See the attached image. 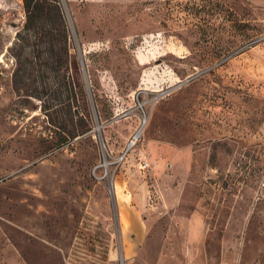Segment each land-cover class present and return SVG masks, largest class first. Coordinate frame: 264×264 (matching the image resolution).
<instances>
[{
	"label": "rangeland",
	"instance_id": "rangeland-1",
	"mask_svg": "<svg viewBox=\"0 0 264 264\" xmlns=\"http://www.w3.org/2000/svg\"><path fill=\"white\" fill-rule=\"evenodd\" d=\"M60 2L0 0V264H264V0Z\"/></svg>",
	"mask_w": 264,
	"mask_h": 264
},
{
	"label": "trees",
	"instance_id": "trees-1",
	"mask_svg": "<svg viewBox=\"0 0 264 264\" xmlns=\"http://www.w3.org/2000/svg\"><path fill=\"white\" fill-rule=\"evenodd\" d=\"M23 7L24 31L50 36L53 35V30H57L63 41V48L66 49L68 34L60 0H23Z\"/></svg>",
	"mask_w": 264,
	"mask_h": 264
},
{
	"label": "bare ground",
	"instance_id": "bare-ground-1",
	"mask_svg": "<svg viewBox=\"0 0 264 264\" xmlns=\"http://www.w3.org/2000/svg\"><path fill=\"white\" fill-rule=\"evenodd\" d=\"M137 138H138V134L135 133V134L133 135V137H132V140H131V143H130V144H134V142L137 140Z\"/></svg>",
	"mask_w": 264,
	"mask_h": 264
},
{
	"label": "water",
	"instance_id": "water-1",
	"mask_svg": "<svg viewBox=\"0 0 264 264\" xmlns=\"http://www.w3.org/2000/svg\"><path fill=\"white\" fill-rule=\"evenodd\" d=\"M139 132V131H138Z\"/></svg>",
	"mask_w": 264,
	"mask_h": 264
}]
</instances>
